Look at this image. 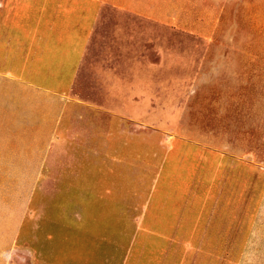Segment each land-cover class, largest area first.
Segmentation results:
<instances>
[{
  "label": "rangeland",
  "instance_id": "rangeland-1",
  "mask_svg": "<svg viewBox=\"0 0 264 264\" xmlns=\"http://www.w3.org/2000/svg\"><path fill=\"white\" fill-rule=\"evenodd\" d=\"M151 3L162 15L101 8L53 125L6 155L0 264H264V0ZM180 138L200 145L190 183L216 208L205 239L183 216L162 254L148 234L171 225L145 206L170 152L189 175Z\"/></svg>",
  "mask_w": 264,
  "mask_h": 264
},
{
  "label": "crops",
  "instance_id": "crops-1",
  "mask_svg": "<svg viewBox=\"0 0 264 264\" xmlns=\"http://www.w3.org/2000/svg\"><path fill=\"white\" fill-rule=\"evenodd\" d=\"M106 5L145 18L162 15L160 9H152L151 0H9L0 6V176L7 171L2 163L10 159L6 155L18 152L25 155L31 149L30 141L33 147L40 138L42 128L50 122L53 125L61 105L57 98L70 96L98 15ZM120 109L114 108L112 112ZM176 142L178 145L172 151L191 150L195 154L188 160L192 164L188 166L189 175L185 160L171 164L170 152L160 172L161 184L167 188L163 193L161 189L159 203L150 199L145 206V222L151 218L149 224L153 225L157 218H153L152 212L156 211L162 226L171 225V232H156L152 226L148 234L151 240L157 237L162 254L171 246L174 248V242L184 239L179 233L183 216L193 217L192 240H201V235L205 239L216 208L211 200L202 202L200 195L195 196L190 183L194 165L200 163V145L181 138ZM201 206L204 207L200 214L197 210ZM197 217L205 219V223Z\"/></svg>",
  "mask_w": 264,
  "mask_h": 264
}]
</instances>
